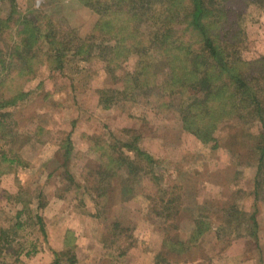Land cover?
<instances>
[{
	"label": "rangeland",
	"instance_id": "1",
	"mask_svg": "<svg viewBox=\"0 0 264 264\" xmlns=\"http://www.w3.org/2000/svg\"><path fill=\"white\" fill-rule=\"evenodd\" d=\"M16 3L41 26L44 13L81 36L97 19L77 0ZM148 20L146 32L157 26ZM237 21L243 58H264V10L249 5ZM147 51L155 79L146 89L127 87L137 54L113 69L101 57L75 56L61 70L45 67L27 83L28 99L0 117V264H264V199L254 194L260 129L234 118L217 126L214 142H200L180 121L183 95L162 92L170 75L163 55L155 44ZM102 143L133 165L103 173L98 196L90 179L102 170ZM174 195L176 214L167 218ZM203 216L211 228L197 245L181 254L164 246L165 236L185 241Z\"/></svg>",
	"mask_w": 264,
	"mask_h": 264
},
{
	"label": "trees",
	"instance_id": "2",
	"mask_svg": "<svg viewBox=\"0 0 264 264\" xmlns=\"http://www.w3.org/2000/svg\"><path fill=\"white\" fill-rule=\"evenodd\" d=\"M77 1L97 15L89 36L57 27L44 13L45 23L41 26L22 15L16 0H0V117L8 115L10 107L28 99L27 83L45 67L61 70L75 56L81 60L101 57L107 69H113L137 54L134 70L126 79L127 87L146 89L155 79L147 47L155 44L170 70L162 92L165 96L183 95L180 121L200 142H214L217 126L226 120L249 119V124L254 122L258 126L254 194L256 200L264 199V97L261 95L264 87L261 88L258 80L264 76V67L254 68L256 75L250 72L259 62L264 64V58H243L237 21L238 11L249 5L264 10V0H162L155 9L152 6L151 12L147 8L153 0ZM5 3L9 5L7 14H3ZM148 19L157 26L149 25L151 30L146 32L142 26ZM94 38L102 40L95 42ZM242 108L246 114L241 113ZM125 146L135 148L132 143ZM99 151L102 170L92 174L90 182L91 189L104 196L106 188L101 184L105 180L101 175L113 171L121 161H126L129 167L133 163L111 144L102 143ZM140 154L148 163L152 162L149 154ZM137 172L128 170L129 174ZM175 200L176 196L166 200L167 218L176 214L171 210ZM37 222L44 229L40 214ZM194 222L195 228L185 241L170 236L163 238L171 253L181 254L194 247L211 228L204 216ZM67 235L71 239L70 232ZM55 264H59L58 260Z\"/></svg>",
	"mask_w": 264,
	"mask_h": 264
},
{
	"label": "crops",
	"instance_id": "3",
	"mask_svg": "<svg viewBox=\"0 0 264 264\" xmlns=\"http://www.w3.org/2000/svg\"><path fill=\"white\" fill-rule=\"evenodd\" d=\"M47 257L49 258V261L52 260V256L47 255ZM50 262H51V261H50ZM50 262H49V263H50Z\"/></svg>",
	"mask_w": 264,
	"mask_h": 264
}]
</instances>
